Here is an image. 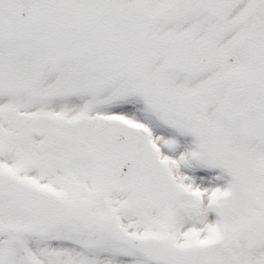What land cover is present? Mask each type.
Segmentation results:
<instances>
[{
    "label": "snow or ice",
    "instance_id": "snow-or-ice-1",
    "mask_svg": "<svg viewBox=\"0 0 264 264\" xmlns=\"http://www.w3.org/2000/svg\"><path fill=\"white\" fill-rule=\"evenodd\" d=\"M0 264H264V0H0Z\"/></svg>",
    "mask_w": 264,
    "mask_h": 264
}]
</instances>
